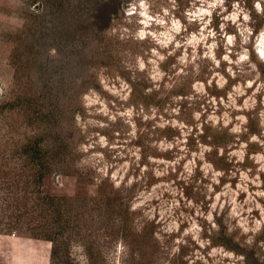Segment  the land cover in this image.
Instances as JSON below:
<instances>
[{
    "label": "rangeland",
    "instance_id": "1",
    "mask_svg": "<svg viewBox=\"0 0 264 264\" xmlns=\"http://www.w3.org/2000/svg\"><path fill=\"white\" fill-rule=\"evenodd\" d=\"M262 54L264 0H0V264H264Z\"/></svg>",
    "mask_w": 264,
    "mask_h": 264
},
{
    "label": "water",
    "instance_id": "2",
    "mask_svg": "<svg viewBox=\"0 0 264 264\" xmlns=\"http://www.w3.org/2000/svg\"><path fill=\"white\" fill-rule=\"evenodd\" d=\"M110 21V18L108 17L107 19H106V22H109Z\"/></svg>",
    "mask_w": 264,
    "mask_h": 264
},
{
    "label": "snow or ice",
    "instance_id": "3",
    "mask_svg": "<svg viewBox=\"0 0 264 264\" xmlns=\"http://www.w3.org/2000/svg\"><path fill=\"white\" fill-rule=\"evenodd\" d=\"M262 55H264V54H262Z\"/></svg>",
    "mask_w": 264,
    "mask_h": 264
}]
</instances>
